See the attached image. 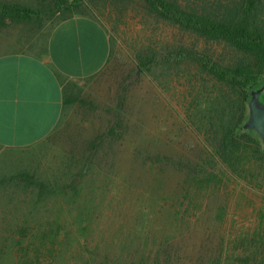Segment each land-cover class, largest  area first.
<instances>
[{
    "label": "rangeland",
    "instance_id": "obj_1",
    "mask_svg": "<svg viewBox=\"0 0 264 264\" xmlns=\"http://www.w3.org/2000/svg\"><path fill=\"white\" fill-rule=\"evenodd\" d=\"M108 11L0 29V54L42 50L75 14L97 20L110 41L103 71L67 91L90 102L64 105L55 130L17 150L0 176V264H264V165L252 151L230 165L200 163L236 95L194 67L141 72L134 60L149 42L179 40L226 63L234 51L166 24L151 32L133 10L114 31Z\"/></svg>",
    "mask_w": 264,
    "mask_h": 264
},
{
    "label": "trees",
    "instance_id": "obj_2",
    "mask_svg": "<svg viewBox=\"0 0 264 264\" xmlns=\"http://www.w3.org/2000/svg\"><path fill=\"white\" fill-rule=\"evenodd\" d=\"M263 1L197 0L193 5L184 6L178 0H36L35 4L0 0V29L58 13H87V9L103 4L109 9L107 14L114 31L133 10L136 19L139 16L151 32H155L156 26L166 24L208 43L224 44L235 53L232 62L226 63L206 48L198 49L196 45L179 40L164 48L149 42L135 54L136 69L150 72L156 66L180 69L188 65L198 74L212 79L219 88H227L236 99L228 114L226 110L221 111L218 128L205 145V157L200 163L207 165L218 161L230 165L236 155L252 151L253 157L264 165V151L258 139L249 132H239L247 111L249 89L264 79ZM78 101L90 102L65 96V106ZM110 129L115 130L114 127ZM91 144L98 146L94 141ZM19 177L41 188L40 191L44 189V184L33 176L21 174Z\"/></svg>",
    "mask_w": 264,
    "mask_h": 264
},
{
    "label": "crops",
    "instance_id": "obj_3",
    "mask_svg": "<svg viewBox=\"0 0 264 264\" xmlns=\"http://www.w3.org/2000/svg\"><path fill=\"white\" fill-rule=\"evenodd\" d=\"M109 55L107 31L83 14L58 23L40 51L0 54V176L14 168L17 150L55 130L67 91L101 73Z\"/></svg>",
    "mask_w": 264,
    "mask_h": 264
},
{
    "label": "water",
    "instance_id": "obj_4",
    "mask_svg": "<svg viewBox=\"0 0 264 264\" xmlns=\"http://www.w3.org/2000/svg\"><path fill=\"white\" fill-rule=\"evenodd\" d=\"M246 115L239 132H249L260 142L264 151V79L249 89Z\"/></svg>",
    "mask_w": 264,
    "mask_h": 264
}]
</instances>
